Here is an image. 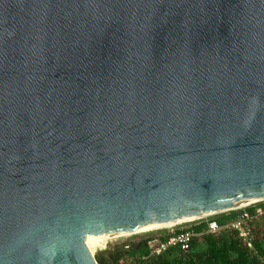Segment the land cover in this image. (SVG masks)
<instances>
[{
  "label": "water",
  "instance_id": "1",
  "mask_svg": "<svg viewBox=\"0 0 264 264\" xmlns=\"http://www.w3.org/2000/svg\"><path fill=\"white\" fill-rule=\"evenodd\" d=\"M261 200L264 0H0V264Z\"/></svg>",
  "mask_w": 264,
  "mask_h": 264
},
{
  "label": "trees",
  "instance_id": "2",
  "mask_svg": "<svg viewBox=\"0 0 264 264\" xmlns=\"http://www.w3.org/2000/svg\"><path fill=\"white\" fill-rule=\"evenodd\" d=\"M260 206L264 207L262 204ZM236 217L237 211L230 210L213 218L221 226ZM262 221L252 229L253 250L241 242L237 231L222 229L216 233H204L201 239L192 242L187 252L171 249L148 257L145 264H264V216ZM205 227L206 222H201L190 226V229L199 232ZM147 255L146 238H143L124 243L112 251H100L94 256L99 264H123L119 260L124 259L128 263L130 258Z\"/></svg>",
  "mask_w": 264,
  "mask_h": 264
},
{
  "label": "built area",
  "instance_id": "3",
  "mask_svg": "<svg viewBox=\"0 0 264 264\" xmlns=\"http://www.w3.org/2000/svg\"><path fill=\"white\" fill-rule=\"evenodd\" d=\"M256 202L264 203V200ZM256 202H251L230 209L237 211V217L221 226L217 224L214 218L209 217L213 215L210 214L194 219L198 220L195 224L206 222V227L202 231L196 232L193 229H190V226H188L184 229L171 230L166 233H158L146 237L148 255L137 257L136 259L130 258L128 259L127 264H145V261L148 259V257L160 255L171 249H178L180 251L187 252L190 249L192 242L194 240L201 239L204 233H216L222 229L237 231L241 242L250 250H253L252 229L258 225V222L262 220V217L264 216V207L260 206L261 203H259L257 206ZM124 247H128V245H125Z\"/></svg>",
  "mask_w": 264,
  "mask_h": 264
},
{
  "label": "rangeland",
  "instance_id": "4",
  "mask_svg": "<svg viewBox=\"0 0 264 264\" xmlns=\"http://www.w3.org/2000/svg\"><path fill=\"white\" fill-rule=\"evenodd\" d=\"M256 203L255 204L258 205L261 202H256ZM228 211H230V210L222 211V212H219L217 214L225 213V212H228ZM217 214H213L212 216H209V217L213 218ZM197 221L198 220H194L193 219V220L183 221V222H180V223H177L175 225L168 226V227H161V228L155 229V230L135 232V233H130V234H127V235H124V236H119V237H116V238H110V239H107V241L104 243L103 247L96 248L93 251V253H94V255H96L100 251H105V250L106 251H112L116 247H119V246H121L124 243H129L130 241H138V240H141L143 238L149 237L151 235L158 234V233H166V232L171 231V230L184 229V228H186L188 226L194 225L195 223H197ZM262 222L263 221L260 220L258 222V224H260ZM119 261H120V263L127 264L126 260H124V259H121Z\"/></svg>",
  "mask_w": 264,
  "mask_h": 264
},
{
  "label": "bare ground",
  "instance_id": "5",
  "mask_svg": "<svg viewBox=\"0 0 264 264\" xmlns=\"http://www.w3.org/2000/svg\"><path fill=\"white\" fill-rule=\"evenodd\" d=\"M246 203H241V204L245 205ZM248 203H250V202H248ZM242 205L239 204L238 206H242ZM238 206H236V207H238ZM196 218L197 217L188 218V219H176V220L169 221V222L159 223L157 226H153V227L140 228V229H137V230L119 232V233H113V234H107V235L88 236L86 238V245L89 248V250L91 252H93L96 248L103 247V245L107 241V239H110V238H116V237H119V236H124V235L130 234V233H135V232L155 230V229H159L161 227H168V226L175 225V224L183 222V221L193 220V219H196Z\"/></svg>",
  "mask_w": 264,
  "mask_h": 264
},
{
  "label": "crops",
  "instance_id": "6",
  "mask_svg": "<svg viewBox=\"0 0 264 264\" xmlns=\"http://www.w3.org/2000/svg\"><path fill=\"white\" fill-rule=\"evenodd\" d=\"M262 205H264V203H261ZM258 206V205H257Z\"/></svg>",
  "mask_w": 264,
  "mask_h": 264
}]
</instances>
